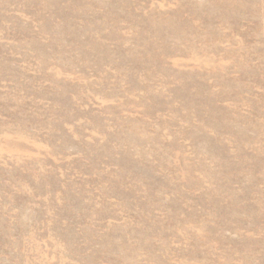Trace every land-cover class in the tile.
<instances>
[{
	"label": "rangeland",
	"instance_id": "rangeland-1",
	"mask_svg": "<svg viewBox=\"0 0 264 264\" xmlns=\"http://www.w3.org/2000/svg\"><path fill=\"white\" fill-rule=\"evenodd\" d=\"M0 264H264V0H0Z\"/></svg>",
	"mask_w": 264,
	"mask_h": 264
}]
</instances>
